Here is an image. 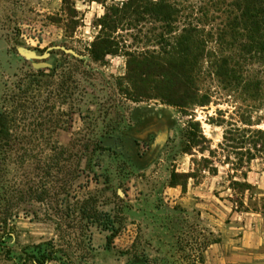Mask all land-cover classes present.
I'll return each instance as SVG.
<instances>
[{"label": "rangeland", "instance_id": "rangeland-1", "mask_svg": "<svg viewBox=\"0 0 264 264\" xmlns=\"http://www.w3.org/2000/svg\"><path fill=\"white\" fill-rule=\"evenodd\" d=\"M75 7L78 26L66 32L61 0H0V112L33 83L11 150L0 151V264H37L33 255L53 247L46 264H264L263 160L235 170L219 147L244 115L264 129V97L246 103L205 73L210 103L187 115L158 99L131 101L119 87L126 57L94 61L88 50L103 7ZM20 47L49 55L30 59ZM252 72L264 79V63ZM189 120L204 137L191 154ZM187 161L196 178L171 193V172ZM43 242L53 247L39 252Z\"/></svg>", "mask_w": 264, "mask_h": 264}, {"label": "trees", "instance_id": "trees-1", "mask_svg": "<svg viewBox=\"0 0 264 264\" xmlns=\"http://www.w3.org/2000/svg\"><path fill=\"white\" fill-rule=\"evenodd\" d=\"M75 1L61 0L62 12L68 20L66 32L78 26ZM87 1L99 3L104 9L97 19L98 34L88 48L90 56L94 61L119 53L126 57L125 74L121 77L125 84L119 87L127 99L134 102L158 99L187 115L195 107L210 103V96L200 86L205 73L224 89L238 92L246 103H256L264 97V79L252 72L255 65L264 63V0ZM21 86L20 92L8 97L9 106H3L0 112L2 152L11 150L16 113L22 97H28L33 90V83L28 82L24 89ZM251 117V114L242 116L241 127H226L219 144L226 151L224 162L235 170L255 158L264 163V129L254 128L258 123H253ZM188 124V146L183 152L191 154L192 147L200 142L198 138L204 137L199 122L189 120ZM215 153L209 150L211 157ZM200 161L202 167L216 173L214 166H208V158ZM170 177V186H180L185 191L187 180L196 178V170L173 171ZM232 184L249 187L246 182L232 181ZM43 245L53 247L48 242L35 247L41 252ZM56 253L53 247L49 252H41L40 259L33 255L34 262L46 264L57 258Z\"/></svg>", "mask_w": 264, "mask_h": 264}, {"label": "water", "instance_id": "water-1", "mask_svg": "<svg viewBox=\"0 0 264 264\" xmlns=\"http://www.w3.org/2000/svg\"><path fill=\"white\" fill-rule=\"evenodd\" d=\"M56 48H60L61 50H63L66 53H71L75 56H79L76 52H74L72 49H67L65 47H56ZM50 50V49H48ZM19 51L21 52V54H23L24 56L30 58V59H43L46 58L49 53L48 51H45L43 54L38 55L36 54V52L34 50H30V49H26L24 47H20ZM33 66L36 68H46V67H50V64L46 63V62H38V63H33Z\"/></svg>", "mask_w": 264, "mask_h": 264}, {"label": "crops", "instance_id": "crops-1", "mask_svg": "<svg viewBox=\"0 0 264 264\" xmlns=\"http://www.w3.org/2000/svg\"><path fill=\"white\" fill-rule=\"evenodd\" d=\"M185 164V167L182 166V172H188V170L190 169V165H189V162L187 161ZM170 191H172L171 193H174V194H181L182 193V189L180 188V186H171L169 187ZM181 191V192H180ZM179 192V193H178Z\"/></svg>", "mask_w": 264, "mask_h": 264}]
</instances>
